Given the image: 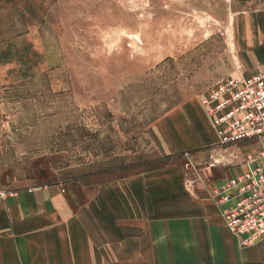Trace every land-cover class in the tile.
I'll list each match as a JSON object with an SVG mask.
<instances>
[{"label": "rangeland", "instance_id": "rangeland-1", "mask_svg": "<svg viewBox=\"0 0 264 264\" xmlns=\"http://www.w3.org/2000/svg\"><path fill=\"white\" fill-rule=\"evenodd\" d=\"M254 7L3 0L0 41L10 52L15 40L16 55H7L0 86V188L76 191L184 160L162 156L153 130L180 106L196 110L220 80L243 75ZM225 147L232 161L253 149Z\"/></svg>", "mask_w": 264, "mask_h": 264}, {"label": "crops", "instance_id": "crops-1", "mask_svg": "<svg viewBox=\"0 0 264 264\" xmlns=\"http://www.w3.org/2000/svg\"><path fill=\"white\" fill-rule=\"evenodd\" d=\"M251 1L246 66L237 70L244 76L264 66V0ZM14 41L10 52L0 41V86ZM153 134L162 156L185 159L93 188L40 186L0 201V264H264V240L238 247L211 199L244 170L245 152L237 161L221 155L227 148L199 104L176 108ZM247 142L228 146L258 149Z\"/></svg>", "mask_w": 264, "mask_h": 264}, {"label": "built area", "instance_id": "built-area-1", "mask_svg": "<svg viewBox=\"0 0 264 264\" xmlns=\"http://www.w3.org/2000/svg\"><path fill=\"white\" fill-rule=\"evenodd\" d=\"M218 145L253 141L244 170L212 191L211 199L237 246L247 248L264 240V66L250 75L227 77L200 97ZM14 192L0 188V201Z\"/></svg>", "mask_w": 264, "mask_h": 264}]
</instances>
